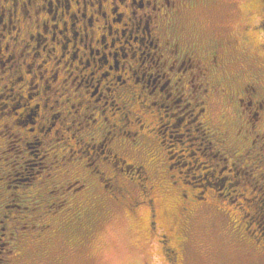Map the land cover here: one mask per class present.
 Instances as JSON below:
<instances>
[{
	"label": "flooded vegetation",
	"instance_id": "obj_1",
	"mask_svg": "<svg viewBox=\"0 0 264 264\" xmlns=\"http://www.w3.org/2000/svg\"><path fill=\"white\" fill-rule=\"evenodd\" d=\"M209 1L66 0L58 11L56 0H0V89L15 87L20 101L0 107V264H24L57 235L89 239L108 206L156 239L164 264L181 263L187 224L210 211L238 243L264 252V66L228 77L238 57L264 64V39L244 30L259 24L251 19L262 18L263 0L238 1L244 20L227 44L198 43L185 19ZM125 25L133 34L116 40ZM184 102L179 117L170 111ZM191 126L201 135L197 153L211 151L232 168L214 170L213 179L228 173L218 183L195 185L173 164L172 148L197 141L187 138ZM168 127L185 131L179 145L166 139ZM23 162L29 171L12 180Z\"/></svg>",
	"mask_w": 264,
	"mask_h": 264
},
{
	"label": "rangeland",
	"instance_id": "obj_2",
	"mask_svg": "<svg viewBox=\"0 0 264 264\" xmlns=\"http://www.w3.org/2000/svg\"><path fill=\"white\" fill-rule=\"evenodd\" d=\"M56 1H58L59 5L58 11H60L64 8L66 0ZM89 1L93 2L94 0H85L86 3ZM238 1L210 0V7L193 11L188 15L185 19L187 30L198 40V43H203L206 38L210 37L227 44L229 39L234 38L238 27L244 20L238 8ZM23 2L26 4L27 0H23ZM56 6L57 3L53 2L51 15ZM252 18L251 21L253 22L260 19V17L257 18L256 16ZM116 29L118 30L116 40L119 37L120 41H128L126 39L129 37L130 32L133 34L134 31L129 25L116 26ZM121 29L124 30L123 37H121ZM250 29L251 27H245L244 30L248 34L254 31V35L258 37V40L264 39V31ZM54 32L56 38L63 40V34H59L57 30ZM112 37L115 39L114 36ZM76 44L78 46L79 38H77ZM1 45H3L2 42ZM42 45L41 38L35 37L30 48L33 47L34 50H37L42 48ZM30 48L24 49V52H31ZM121 49L122 46L116 43V53H118L119 60L122 55ZM141 52H144V50H141ZM5 56V52L2 51L0 54V66L1 62L5 63ZM35 64H39V60ZM260 66H264V64L259 60L248 56L238 57V60L228 65L230 74L228 77L231 78L237 74V77L243 79L252 72V69L255 71V67ZM120 75V71H117L116 76ZM4 85H6V89L4 91L0 89V107L6 104L12 107L18 105L20 101L16 96V88L14 87L13 91H10V86L6 83ZM31 91L33 92V90ZM97 96L98 93L95 97ZM170 103L171 100L164 103V105L168 106ZM185 104L184 102L180 104L179 108H173L170 111L179 117L181 114L179 111ZM56 111L54 108L51 113L55 114ZM217 113L218 110L216 111ZM164 124L165 122H162V125ZM186 129L191 130L187 138L190 140L197 139V141H190L188 144L191 146L188 150L182 146L172 148L171 155L175 156L173 164L178 163L179 169L183 173H187V180L194 179L196 181L195 185L206 186L208 183H218L228 173L224 171L219 176L214 175L215 178L213 179L211 176L215 174L214 170H221L225 166L229 169L232 168L221 159L209 158V156L214 155L211 151H206V157H201L196 151L198 148L202 149V147L198 146L201 142V135L194 132L193 126L186 127ZM165 133L166 139L171 141V145H179L176 141L179 140V136L184 134L185 131L183 129L178 131L168 127ZM31 158L25 157L24 161ZM30 163L23 162L20 165H16L11 172V179H20L24 176L29 171ZM237 171L239 174L236 175L235 179L242 183L246 179V175L241 174L239 170ZM164 203L169 204L170 202L165 200ZM219 203L224 210L234 212V206L227 205L223 200ZM5 204L11 209L13 205L17 204V201L14 200ZM197 216L199 217L197 218ZM197 216L191 220L189 225L187 224L188 233L187 236H184L183 247L181 245L183 259L180 264H264V252L261 253L252 246L238 243L227 229V227L230 228L228 222L226 220L225 222L220 214L210 211L199 213ZM259 222L264 227V218ZM139 226L136 220H133L123 208L108 206L100 216V219L98 221L94 219L92 222L90 228L91 237L86 236L89 239L82 238V240L78 241V237L72 236L70 238L75 239L76 242H67L64 240L63 235H57L58 233H56L54 244L50 248H47L44 252L37 250L34 255L32 252H28L27 256L29 258H25L24 264H164L159 248L156 245V239L149 238L146 231ZM3 243L4 240H0V252L5 251ZM184 253H186V256Z\"/></svg>",
	"mask_w": 264,
	"mask_h": 264
},
{
	"label": "trees",
	"instance_id": "obj_3",
	"mask_svg": "<svg viewBox=\"0 0 264 264\" xmlns=\"http://www.w3.org/2000/svg\"><path fill=\"white\" fill-rule=\"evenodd\" d=\"M262 12H263V16H262V18H260L261 20H260V22H259V24H257L255 27H253V29H258V30H260V31H264L263 29H264V0H263V3H262ZM188 15H190V14H187V17H188ZM258 32V31H257ZM264 218V217H263ZM259 222V221H258ZM260 223V222H259ZM262 227V226H261ZM263 228V230H264V227H262Z\"/></svg>",
	"mask_w": 264,
	"mask_h": 264
}]
</instances>
